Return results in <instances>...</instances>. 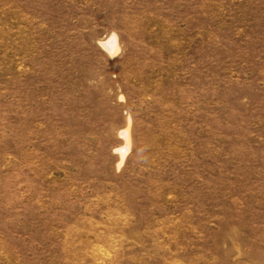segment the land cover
Instances as JSON below:
<instances>
[{
  "label": "rangeland",
  "instance_id": "obj_1",
  "mask_svg": "<svg viewBox=\"0 0 264 264\" xmlns=\"http://www.w3.org/2000/svg\"><path fill=\"white\" fill-rule=\"evenodd\" d=\"M0 264H264V0H0Z\"/></svg>",
  "mask_w": 264,
  "mask_h": 264
},
{
  "label": "bare ground",
  "instance_id": "obj_2",
  "mask_svg": "<svg viewBox=\"0 0 264 264\" xmlns=\"http://www.w3.org/2000/svg\"><path fill=\"white\" fill-rule=\"evenodd\" d=\"M116 41H115V37L114 36H111L109 37L107 40L101 42V45H103V47L112 52L116 46ZM124 134H126V132H124ZM127 147V146H126ZM126 147H124V149H126ZM123 149V148H122Z\"/></svg>",
  "mask_w": 264,
  "mask_h": 264
}]
</instances>
